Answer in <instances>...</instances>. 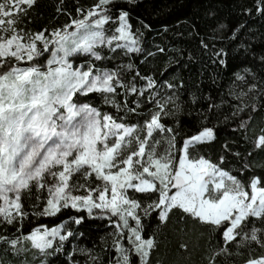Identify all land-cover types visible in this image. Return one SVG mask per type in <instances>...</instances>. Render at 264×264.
<instances>
[{
	"label": "snow or ice",
	"instance_id": "obj_1",
	"mask_svg": "<svg viewBox=\"0 0 264 264\" xmlns=\"http://www.w3.org/2000/svg\"><path fill=\"white\" fill-rule=\"evenodd\" d=\"M126 2L134 6L137 0ZM35 3L0 0V226H15L21 233L0 235L6 251L20 256L34 250L39 264H53L76 233L67 221L22 233L27 208L33 216L71 209L107 220L111 248L101 239L112 253L108 264H151L157 232L179 213L181 223L201 229L199 238L207 233L201 264H237L239 257H244L241 264H264V178L245 182L223 167L224 155L216 162L202 155V146L216 138L207 123L177 142L178 133L165 118L178 124L181 114H192L179 94L183 81L158 79L134 64L132 57L145 49L130 11L119 8L113 14L116 0H95L87 9L76 6L73 15L60 0L56 10L68 21L33 31L20 25L26 17L30 22ZM244 11L264 16V0H254V7ZM224 28L218 24L211 40L201 38L199 47L211 63L227 67L226 50L211 42L227 38ZM231 39H239L237 29ZM237 47L247 53L250 45L241 40ZM106 56L128 62L98 66ZM259 60V71L244 67L233 74L227 98L205 97L207 108L197 110L202 121L239 118L233 131L247 134L248 113L264 108V55ZM166 71L167 66L161 77ZM90 93L124 114L114 117L81 99ZM196 103L193 97L191 105ZM224 106L230 114L223 113ZM129 113L142 120L125 122ZM223 147L231 151L227 143ZM253 147L264 151V127ZM250 167L242 162L241 176ZM69 219L80 225L84 217ZM179 231L187 234V225ZM179 248L187 252L189 245L181 242ZM76 253L84 264H101L91 249L77 246L67 254V264H81Z\"/></svg>",
	"mask_w": 264,
	"mask_h": 264
},
{
	"label": "trees",
	"instance_id": "obj_2",
	"mask_svg": "<svg viewBox=\"0 0 264 264\" xmlns=\"http://www.w3.org/2000/svg\"><path fill=\"white\" fill-rule=\"evenodd\" d=\"M95 0H63L60 5L75 15V7L82 6L85 9L90 7ZM60 0H36L35 5L30 10L28 17L24 18L21 27H28L33 31L44 27L49 29L59 27L69 19L63 12H57V5ZM254 0H137L136 5H129L126 0H116V7L113 14H118L116 9L123 8L129 10L131 22L134 30L140 27L143 32L142 47L143 53L135 54L132 59L136 66L142 71L151 70L156 73L158 79L175 77L177 81H183V87L179 90L181 100L192 108V114L187 112L178 117L177 124L172 118H165V122L172 126L178 133L177 142L181 143L184 135H191L198 131L205 123L214 126L216 138L202 146L201 154L212 161H218L220 155L225 156L223 167L231 174L242 178L247 182L252 176L264 178V151H259L253 147L254 138L264 127V108L248 113L252 120L249 124V131L245 135L243 130L233 131L237 128L239 118L223 121L215 120L211 122L202 121L197 110L207 108V96L219 102L221 97H226V88L234 79V73L242 71L244 67H249L255 71L260 70V56L264 55V16L254 11L249 14L245 8H253ZM143 23H140V22ZM147 24L149 27H143ZM223 24L224 40L211 41L216 47H223L227 52V67L213 64L208 55H204L199 47L201 38L211 40L213 29ZM243 25V28L239 26ZM238 30L239 39H231V30ZM250 45L249 51L245 53L243 49H238L240 41ZM157 47H162L165 52L160 53ZM151 51L155 56H148ZM47 55V54H45ZM171 58V59H170ZM127 63L128 58L122 57L112 59L106 56L104 61H97L98 66L114 67L118 63ZM167 66V71L161 77L160 72ZM197 98V103L191 105V99ZM83 101L92 103L99 107L102 112L111 113L114 117L123 115L116 113L111 106L104 105L99 94L90 93L81 97ZM223 113L230 114V109L224 106ZM246 118V117H244ZM142 120L129 113L125 122L136 123ZM227 143L231 151H226L223 145ZM239 152L237 157L234 153ZM251 152V155L247 153ZM242 162L251 165L241 176L239 169ZM30 215L23 221L21 232L29 233L32 229L45 225L48 228L67 221L76 235L70 237L65 243L64 251L53 258V264H67V254L74 246L91 249L93 254L102 258L101 264H108L112 253L105 250L104 237L107 240V248H111V240L107 233L111 230L107 220L91 218L86 211L76 212L71 209H64L56 216H33V209L28 207ZM82 215L84 219L80 225H76L69 217ZM155 223V222H153ZM187 225V234L179 231ZM201 229L190 222L181 223L179 213L172 215L171 221L166 227H162L156 235L157 249L151 257V264H201L204 238H199ZM82 233V235H80ZM20 235L15 226H0V235ZM181 242H187L189 250L184 252L179 248ZM211 243H216L213 237ZM6 245L0 243V264H20L27 260L29 264H39L40 257L35 255L34 250L15 256L6 251ZM259 252V250H257ZM81 264H84V257L78 253L74 254ZM244 257L236 258L237 264H241Z\"/></svg>",
	"mask_w": 264,
	"mask_h": 264
},
{
	"label": "rangeland",
	"instance_id": "obj_3",
	"mask_svg": "<svg viewBox=\"0 0 264 264\" xmlns=\"http://www.w3.org/2000/svg\"><path fill=\"white\" fill-rule=\"evenodd\" d=\"M79 64H80V61L77 60L75 66H79ZM21 66H24V65L22 64Z\"/></svg>",
	"mask_w": 264,
	"mask_h": 264
}]
</instances>
